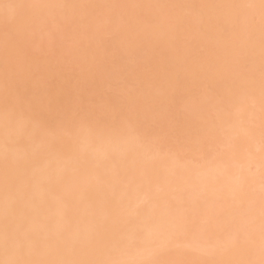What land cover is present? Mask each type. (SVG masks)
Here are the masks:
<instances>
[{"label": "snow or ice", "instance_id": "1", "mask_svg": "<svg viewBox=\"0 0 264 264\" xmlns=\"http://www.w3.org/2000/svg\"><path fill=\"white\" fill-rule=\"evenodd\" d=\"M0 32V264H264V0H0ZM157 44L174 62L108 64ZM181 71L198 88L178 105ZM129 143L131 163L109 147Z\"/></svg>", "mask_w": 264, "mask_h": 264}, {"label": "bare ground", "instance_id": "2", "mask_svg": "<svg viewBox=\"0 0 264 264\" xmlns=\"http://www.w3.org/2000/svg\"><path fill=\"white\" fill-rule=\"evenodd\" d=\"M6 2H14V0H6ZM29 2H33V0H29ZM35 2H63V3H222V2H234V0H35ZM235 2H240V0H235ZM0 39H2V32H0ZM120 55V56H119ZM134 56H151L155 60H160L162 57H165L168 62H174V54L169 52V50L165 47L164 44H157L155 46L149 45L143 48H140L133 52L121 53L117 56L111 55V46H109L108 53V64L111 65L112 62L116 63H128L131 68H135V64H132L131 61ZM258 58V53H257ZM49 78L51 80L52 85L59 86L61 83L60 80L56 79L55 69L51 70L49 73ZM180 82H181V93H177L174 96V102L178 105H182L188 93L195 94L198 88V85L194 83L190 74L181 71L179 74ZM91 84V82H90ZM96 85L99 84L97 80L95 82ZM3 142H4V132L2 126H0V153L3 150ZM110 147V150L116 154L118 157L122 155H126L129 163H131L135 158L143 152L142 149L135 148L132 143L127 145L123 144H113ZM15 157H18L19 153L12 154ZM157 167L162 171L174 172L176 174V178L182 181H188L189 183L199 184L208 189L209 193H211L212 188H219L220 185L224 182L225 177L223 175V166L220 164L216 165H207L204 162L203 167L194 166L190 160L186 158L180 159H160L157 158ZM213 180H216L217 183L213 185ZM138 183H143L145 188L147 187V179L140 178L137 181ZM131 195L142 196V193L136 194L131 193ZM0 204H2V194H0ZM145 211H149L148 208H145ZM219 230H217L218 234ZM213 237H206L197 243L201 248H207L211 242ZM180 242L183 244H192L193 241L191 238L185 239L184 237L180 238Z\"/></svg>", "mask_w": 264, "mask_h": 264}, {"label": "rangeland", "instance_id": "3", "mask_svg": "<svg viewBox=\"0 0 264 264\" xmlns=\"http://www.w3.org/2000/svg\"><path fill=\"white\" fill-rule=\"evenodd\" d=\"M117 56V55H116ZM120 56V55H119ZM115 57V56H114ZM110 66V65H109Z\"/></svg>", "mask_w": 264, "mask_h": 264}]
</instances>
